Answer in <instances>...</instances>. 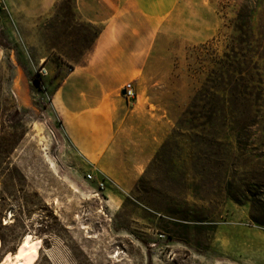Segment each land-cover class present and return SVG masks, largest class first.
I'll return each mask as SVG.
<instances>
[{
    "label": "rangeland",
    "instance_id": "obj_1",
    "mask_svg": "<svg viewBox=\"0 0 264 264\" xmlns=\"http://www.w3.org/2000/svg\"><path fill=\"white\" fill-rule=\"evenodd\" d=\"M207 2L214 18L191 3L177 22L122 41L136 94L119 95L112 147L91 160L53 96L89 64L102 27L83 22L74 0L46 13L0 0V264L28 234L41 241L35 264H264V80L228 97L233 116H215L227 107V79L214 78L227 72L236 7Z\"/></svg>",
    "mask_w": 264,
    "mask_h": 264
},
{
    "label": "crops",
    "instance_id": "obj_2",
    "mask_svg": "<svg viewBox=\"0 0 264 264\" xmlns=\"http://www.w3.org/2000/svg\"><path fill=\"white\" fill-rule=\"evenodd\" d=\"M33 1L44 13L57 0ZM74 1L80 19L102 29L89 64L67 73L53 97L71 144L79 154L94 160L112 147L118 126L114 105L120 101L119 95L125 99L123 87L132 81L136 72L135 57L122 41L138 32L141 25L165 24L169 19L177 22L191 3L207 10L212 18L214 13L209 11L208 0ZM6 50L0 43V68L5 67Z\"/></svg>",
    "mask_w": 264,
    "mask_h": 264
},
{
    "label": "trees",
    "instance_id": "obj_3",
    "mask_svg": "<svg viewBox=\"0 0 264 264\" xmlns=\"http://www.w3.org/2000/svg\"><path fill=\"white\" fill-rule=\"evenodd\" d=\"M234 5V29L237 35L232 36L227 44V72H221L214 78L217 83L227 79V107L219 108L216 105L215 116L222 112L233 116L236 112L235 101L240 96H251L249 91L259 87L264 80V69L261 67L264 61V0H235ZM39 80L36 79V82ZM239 87L244 91H239ZM228 97H233L235 101Z\"/></svg>",
    "mask_w": 264,
    "mask_h": 264
},
{
    "label": "bare ground",
    "instance_id": "obj_4",
    "mask_svg": "<svg viewBox=\"0 0 264 264\" xmlns=\"http://www.w3.org/2000/svg\"><path fill=\"white\" fill-rule=\"evenodd\" d=\"M38 229V228H37ZM27 235V234H26ZM21 242L19 250L14 254H7L4 263L11 262L13 264H35L38 259V250L41 241L34 239L33 235L28 234ZM10 263V264H11Z\"/></svg>",
    "mask_w": 264,
    "mask_h": 264
},
{
    "label": "built area",
    "instance_id": "obj_5",
    "mask_svg": "<svg viewBox=\"0 0 264 264\" xmlns=\"http://www.w3.org/2000/svg\"><path fill=\"white\" fill-rule=\"evenodd\" d=\"M40 75L46 76L48 74V71L45 67H43L40 71ZM124 91V97L127 100H132L135 97V85L133 81H129L125 84L123 87ZM87 177L89 179H96L98 182V185L101 189H105L109 184H111L112 180L103 172H100L98 174L90 172L87 174Z\"/></svg>",
    "mask_w": 264,
    "mask_h": 264
}]
</instances>
